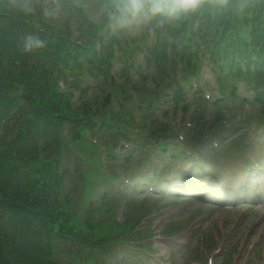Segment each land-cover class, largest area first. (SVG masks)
<instances>
[{
    "label": "trees",
    "instance_id": "trees-1",
    "mask_svg": "<svg viewBox=\"0 0 264 264\" xmlns=\"http://www.w3.org/2000/svg\"><path fill=\"white\" fill-rule=\"evenodd\" d=\"M254 2L0 0V264H66L77 249L106 243L118 228L108 193L93 201L100 177L111 183L117 176L98 165L97 148L86 138L95 129L120 130L97 93L115 65L119 77L128 78L140 69L137 54H144L160 89L153 102L170 88L180 103L190 76L201 71L203 53L225 76L222 87L244 81L264 101V9ZM91 3L98 18L90 14ZM54 9L64 19L51 20ZM233 87L225 86L234 93ZM123 91L120 86L115 93ZM147 97L142 92L141 102ZM206 103L200 99L196 117ZM144 120L154 123L149 110ZM106 141L113 143L111 136ZM79 148L94 155L93 168ZM62 160L71 163L63 171ZM75 165L83 180L61 196Z\"/></svg>",
    "mask_w": 264,
    "mask_h": 264
},
{
    "label": "rangeland",
    "instance_id": "rangeland-1",
    "mask_svg": "<svg viewBox=\"0 0 264 264\" xmlns=\"http://www.w3.org/2000/svg\"><path fill=\"white\" fill-rule=\"evenodd\" d=\"M92 14L94 16L99 15V11L97 10V8L92 10ZM139 27L140 26H136V32L139 30ZM141 70L147 77V82L145 83H143L142 81V78H141L142 75L138 73L130 74V76L127 78L128 81H126L125 83L120 78L115 77L116 85L118 83H124V89H125V92L127 93V98L130 96V94H135L136 91H138L139 88L141 87L142 83L143 84H142L141 90L146 88L149 92H152L154 94L158 92L157 88L155 87L154 81H153V75H154L153 69L142 67ZM194 80L195 79L190 78L189 84H191V82H193ZM202 80L213 81V75H211V68L210 66H208L206 61H204L203 63ZM215 88H216L215 91H217L218 88L216 86ZM108 90H109V86L105 88L104 92H107ZM164 92L165 90H163V94L167 96V98L164 99L165 101L161 103V105L162 104L164 105L161 107L156 105L155 106L156 110H153L152 116L154 118H157L160 115L166 116L171 124L172 123L176 124L178 126H181L182 128L183 121L185 119L183 118L184 111L181 110V112L180 111L174 112L171 108V104H173L171 101L172 91L170 90L168 94ZM210 92L214 93V90ZM103 93L98 92V94L100 95V98L102 97V95H104ZM189 95L191 94L189 93ZM119 98H124V97L119 96ZM117 103L118 101L116 100L113 101L112 104L109 106V108H108V105L106 106V109L108 108L110 112L116 115L117 119H120V118L122 119L123 124L120 126L121 130H124V123L128 122L127 118H125L127 114H129V118L133 117L135 113L139 114L140 122H137L135 120L128 126V128L130 129L129 130L130 137L134 138L132 140L135 143L136 149H137L138 143H136L135 139H137V142H139L140 145L144 144L140 141H144L147 136L151 135V129L152 128L156 129L158 128V126L155 124L146 122L144 120V115L147 114L148 110L145 109V107L142 108V104L140 102L139 104H137L136 102L127 101L126 103L128 105L127 110H125V114H122L125 117H121V114H119L120 111L118 109ZM246 108L248 109L249 113H252V117L255 118L256 121L260 119V117L258 116L260 113L256 105L255 106L249 105L248 107L246 106ZM153 117H152V120L155 121ZM135 118H136V114H135ZM159 127H161V125H159ZM139 128L141 130H139ZM183 129L188 130L187 128H183ZM242 132L243 131L230 134L227 136V138L223 139L224 142L227 141L226 143L227 145H230V144L233 146L239 145L241 146L242 149H248V150H243L241 152H235V153L232 152L231 154H229L228 159L231 163L240 162L237 159H244V157L250 156L253 152L259 151V148H257L258 145L250 141L249 138L247 140L244 134L243 136H239L238 138V134H241ZM218 134L221 137H223L222 133H218ZM227 134L228 133H226V135ZM68 135H69L68 138H71L70 136L71 134H68ZM97 138H99L103 142L100 135H98ZM126 142L127 144L130 145V147H132L131 144L133 142H129V141H126ZM95 147L97 148V146ZM208 147H210V144H208ZM121 149L123 150L122 152L126 154L125 153L126 150H124V148H121ZM136 149L133 151H136ZM144 149L140 153L136 152L132 156V159L130 161L124 160V158H121V161L112 160L113 162H110L108 164V167H113V166L118 167V168L121 167V168L127 169L128 173L134 172L135 175L140 174L141 172H143L141 168L146 167L144 166L145 163L141 161L142 156L145 153ZM79 151L88 152V150L83 149V148H79ZM97 151H98V148L97 150H95V153H97ZM147 153H150V151L148 150ZM166 158L160 160L161 165L163 167L170 164V159L168 157ZM63 159L67 160L66 157H63ZM180 161H183L185 165L190 162L188 158H184L182 160H178L177 164H179ZM63 164L65 165L66 162L62 160V165ZM162 168L158 170V175H161L160 183H162L163 180L168 178L169 175L172 173V170L169 171V167L166 168V170H164L163 172L161 171ZM217 168L218 170L221 169V167H216V169ZM231 170L232 171L230 172L232 174L240 172V169H231ZM198 172H201L202 175L204 174L200 169H197L194 172L195 173L194 175L196 176ZM150 173L153 175L155 172L151 171ZM129 175L131 174H127L126 176H129ZM141 178L142 177H140V179ZM202 178L203 176H201L200 180L199 179H194V180L189 179L183 186L171 187L170 191L168 192L169 194L161 195L162 198L159 199L160 204L163 205L166 200L169 201L168 203H172V204H168V207H170L169 212L165 215V219L161 224L164 226V230H166L167 232H171V234H174V232L177 231V229L173 225L167 227L170 223L179 224L181 229H184L186 226L191 224L195 220L194 218H196L201 213L202 218H203L202 221H205L206 228L212 229V231H209V232H212L209 238L208 246H207L209 250L217 245V242L212 240L214 238L213 235H215L216 231L217 233H221V231H223V232H227L226 234H228L230 237L232 236V242H235L234 248L231 253V263L230 264H243V261L251 262L253 256L258 258L260 254L259 252H257V249L260 248L261 246L264 247V208L261 207V208L255 209L252 204H247V205H244L242 208L239 206H236V208L231 207L224 211L223 208L214 207L215 204L213 203H207L205 200L204 202L203 200L188 194V193H196V194H204V193L206 194L207 193L209 194V193L218 192L216 188H213V189L205 188L204 185L202 184V180H203ZM151 179L153 178H150V176L146 178V180L149 181V183L151 184L158 182V181H151ZM140 181L141 180H139V182ZM147 185H148L147 182H143L141 187L139 186L138 190H141V191L144 190ZM252 185L255 186V183L252 182ZM115 186L116 185L114 184L113 188ZM157 188H159V186ZM176 189H180L188 193H186L187 195H180L178 197H174L173 194H176L175 192L177 191H174ZM66 191H68V183L65 184L64 188L63 187L61 188L62 193ZM221 195H225V194L222 193ZM226 196L229 198L232 195H226ZM153 198L158 199L156 197H153ZM153 198H150L148 196H143V195L140 196L139 198L140 202L138 204V207L140 208L151 207V205H154L158 202V200H154ZM210 205H213V206H210ZM161 218H163V216ZM130 220L138 221V218H131ZM229 229L230 231H227ZM192 238H194V240L200 239V233L195 232ZM200 245H201L200 240L196 242L195 244H193L195 248ZM248 247L249 248L252 247V249L249 250ZM185 250L186 249L182 250L180 254H175L171 258L172 260L175 261V264H188L186 261L182 262V258H184ZM121 255L122 254H120V256ZM107 257H111V256L105 255L104 252H98L94 256V262L96 264H104ZM164 258L169 259V257H164ZM139 260L147 261V259H144L143 256H141ZM154 261L156 260L150 259V262H154ZM218 262H222L223 264H226V261L225 260L223 261L220 258H218ZM203 263H205V261ZM251 264H253V262Z\"/></svg>",
    "mask_w": 264,
    "mask_h": 264
}]
</instances>
